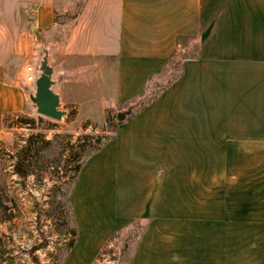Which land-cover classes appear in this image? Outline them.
Instances as JSON below:
<instances>
[{
	"label": "crops",
	"instance_id": "crops-1",
	"mask_svg": "<svg viewBox=\"0 0 264 264\" xmlns=\"http://www.w3.org/2000/svg\"><path fill=\"white\" fill-rule=\"evenodd\" d=\"M94 4L87 35L95 38L90 49L110 60L108 108L133 109L175 54L182 73L148 106L134 108L84 163L70 194L77 239L67 264H93L135 222L144 226L127 264H264V0ZM33 18L53 25L49 6ZM76 30L85 35L86 25ZM25 105L19 81L0 71V135L5 118ZM200 143H245L241 194L263 202H170L178 180L199 169ZM249 143L256 148L250 156Z\"/></svg>",
	"mask_w": 264,
	"mask_h": 264
},
{
	"label": "rangeland",
	"instance_id": "rangeland-1",
	"mask_svg": "<svg viewBox=\"0 0 264 264\" xmlns=\"http://www.w3.org/2000/svg\"><path fill=\"white\" fill-rule=\"evenodd\" d=\"M94 2L0 0V71L6 81L18 80L26 94L23 113L9 116L0 135V264H67L69 244L77 239L70 205L76 180L73 169L98 147L91 138L82 148L73 145L83 135L103 137L102 142L112 139L122 122L116 111L108 108V84L103 79L110 60L89 46L95 43ZM44 6H49L53 15L49 27L33 18ZM85 25V35H74ZM29 65L40 71L43 66L52 69L51 88L60 97L58 109L65 113L60 120L39 114L32 100L36 86L26 82ZM179 70L165 78L162 73L140 103H147ZM138 104H134L135 111ZM244 144L200 143L199 169L192 179V174H186L178 180L170 202L216 206L263 202L262 197L241 194L246 191L245 176L240 173L244 170ZM246 150L250 156L256 148L249 143ZM20 158H25L30 172L27 177L16 172ZM143 226V222H135L115 233L93 264H127Z\"/></svg>",
	"mask_w": 264,
	"mask_h": 264
},
{
	"label": "trees",
	"instance_id": "trees-1",
	"mask_svg": "<svg viewBox=\"0 0 264 264\" xmlns=\"http://www.w3.org/2000/svg\"><path fill=\"white\" fill-rule=\"evenodd\" d=\"M181 67H182V60L180 58V55L178 54H175L168 62V65H167V68L166 70L163 72L164 74V78L168 75H171L172 72H174V70L176 69H180L179 72H178V75L176 77H171L170 80L167 81V83L165 85H163L161 88L157 89V91L155 92V94L153 96L150 97L149 101L146 103H143L141 104L140 101L146 96V91L148 90V88L150 87L151 84H154L157 83L159 81V78H161V74H158V75H154L150 78L149 82H148V85H147V88L145 90V92L135 101L134 104L137 103L138 101V110L140 109H143L145 108L146 106H148L151 102H153L155 99H157L163 92H165L169 86H171L174 82H176V80L181 76ZM156 86V85H155ZM10 117H6L5 118V124L8 122ZM116 127V126H115ZM115 130V129H114ZM113 130V131H114ZM96 139L95 142L97 143L98 147L95 148V152H97L98 150H100L102 148V146H104L105 144H107L111 138H107L104 142H102V138L103 137H98V136H90V135H83V136H80L78 137L77 141H76V144L73 145V148L75 147H84L87 143V141L89 139ZM25 158H20L19 161L17 162L15 168H16V172L19 176L21 177H27L29 175V170L26 169V163H25ZM84 163H81L77 166L74 167V176H75V179L77 178L82 166H83ZM74 179V180H75ZM73 235L74 236H77V232L76 230L73 231ZM75 241H72L70 244H69V250L73 247ZM1 262V261H0Z\"/></svg>",
	"mask_w": 264,
	"mask_h": 264
},
{
	"label": "water",
	"instance_id": "water-1",
	"mask_svg": "<svg viewBox=\"0 0 264 264\" xmlns=\"http://www.w3.org/2000/svg\"><path fill=\"white\" fill-rule=\"evenodd\" d=\"M52 84V69L48 66H43L41 74L35 83L36 93L32 97V100L36 104L39 114L51 119L60 120L65 116V113L58 109L60 97L52 90ZM131 112L132 107L127 111L119 112L117 119L124 121Z\"/></svg>",
	"mask_w": 264,
	"mask_h": 264
},
{
	"label": "built area",
	"instance_id": "built-area-1",
	"mask_svg": "<svg viewBox=\"0 0 264 264\" xmlns=\"http://www.w3.org/2000/svg\"><path fill=\"white\" fill-rule=\"evenodd\" d=\"M25 71L27 72V78H26V82L29 84H35L38 77L41 74L40 70H36L33 66L29 65L26 67Z\"/></svg>",
	"mask_w": 264,
	"mask_h": 264
}]
</instances>
